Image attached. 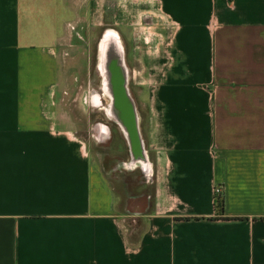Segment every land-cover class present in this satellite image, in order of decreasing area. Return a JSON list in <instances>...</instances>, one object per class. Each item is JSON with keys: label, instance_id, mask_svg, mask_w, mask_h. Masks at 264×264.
<instances>
[{"label": "crops", "instance_id": "crops-1", "mask_svg": "<svg viewBox=\"0 0 264 264\" xmlns=\"http://www.w3.org/2000/svg\"><path fill=\"white\" fill-rule=\"evenodd\" d=\"M107 2L103 32L149 45L138 157L114 123L150 195L79 135L107 134L94 34L110 4L0 0V264H264V0Z\"/></svg>", "mask_w": 264, "mask_h": 264}, {"label": "rangeland", "instance_id": "rangeland-1", "mask_svg": "<svg viewBox=\"0 0 264 264\" xmlns=\"http://www.w3.org/2000/svg\"><path fill=\"white\" fill-rule=\"evenodd\" d=\"M107 1L108 0H106V5L110 4V6H108V8L106 7V11H108V12L105 13V17H104L106 19L105 26H104L105 30L103 28H99V29L90 28L89 36L91 35L90 33L92 30L97 29L96 30L97 32H95L94 35L99 38L103 33L104 34L106 33L103 31H106L107 29L113 27V24H112V2H107ZM143 21H145V20H143ZM124 33H125V35L123 34V31L121 33L124 38L130 36L128 29H124ZM84 34H85V32H84ZM135 37H136V39L133 42L131 39L130 42L125 44L126 48H125L124 53H125V59L126 60L130 59L129 61L127 60V64L130 66V62L132 60V62L135 63L136 68L140 69L141 75L137 76L135 78L132 76H129V73H127L128 69L126 72V78L128 79L127 80V83H128L127 87L129 88V91L131 93L132 98L137 103L140 101L141 95L143 93L142 90L144 89V85H143V82H144L143 69H144V65H145L144 60H145V56L147 54L146 53L147 46H149V45L145 44V42L142 38V34H141V32H139V28L136 29ZM96 46H97L96 43L95 44L92 43L91 45L88 46L89 50H91V56H90L91 72L89 73L90 77H88L87 79H89V81L92 85L93 84L96 85V80H97V77L94 76V70H92L93 68H95V62H96L95 61V57H96L95 47ZM81 56L82 55H80L78 57V60H80L79 58ZM129 56H130V58H129ZM85 77L83 78V80L86 79ZM100 94L104 97V103H103L104 109H102L103 111H102V113H100V118H103V124H106L105 126L107 127V134L103 135V136H98L99 137L98 140L100 143L97 141V139H95L93 137L92 133L91 132L89 133L86 129L79 131V135H80V137L85 139V141L89 147L90 154H91L93 159H96L97 157H101V159H104L105 162H108V160H106L105 158H107V156H109V154L119 153L122 155L121 156L122 159H126L125 161H123V162H125L124 165H126L128 168L137 167L134 169L135 171H133V173L127 172V174L122 175L124 183L129 189V194H138V195L148 194V195H150V189L148 187H145L144 184L142 183L144 180L142 177L143 173H141V172H143V171H141V167H140L139 163L133 162L129 152L124 149V146H125L124 142L126 144V140H125L123 134H120V132L116 130L117 124L114 123L115 119L109 115V110L107 108V104L109 102V99L106 96V94H103L102 92ZM80 102L83 103V101H80ZM66 107H68L69 110L72 111L74 116L82 117V118L84 117L83 114L84 113L86 114V111H87V108L84 105H82L81 109L74 107L72 101H70L69 97H67V96H66ZM84 108H86V109H84ZM140 110L138 109L139 113L141 112ZM95 111H96V109L94 110V112ZM142 115H143V113H142ZM93 116L95 117V113L93 114ZM82 127H84V126H82ZM118 147L122 148L121 152L116 150V149H118ZM118 163L121 164V161H119Z\"/></svg>", "mask_w": 264, "mask_h": 264}, {"label": "flooded vegetation", "instance_id": "flooded-vegetation-1", "mask_svg": "<svg viewBox=\"0 0 264 264\" xmlns=\"http://www.w3.org/2000/svg\"><path fill=\"white\" fill-rule=\"evenodd\" d=\"M107 34V33H106ZM121 47L117 44L115 38L105 36L100 43V56L98 62V72L100 74L99 91L109 99L107 108L109 115L117 121V119L129 118L127 102L120 97L123 90V82L126 78V63L124 59V51L126 46ZM123 49V50H122ZM128 80V79H127ZM128 85V83H127ZM126 85V87H127ZM128 95L131 96L129 88L127 87ZM124 92V91H123ZM132 97V96H131ZM135 153L136 157L139 155V143L135 139Z\"/></svg>", "mask_w": 264, "mask_h": 264}, {"label": "water", "instance_id": "water-1", "mask_svg": "<svg viewBox=\"0 0 264 264\" xmlns=\"http://www.w3.org/2000/svg\"><path fill=\"white\" fill-rule=\"evenodd\" d=\"M124 80H125L123 82L124 88L122 90L120 97L123 99V101L125 100L128 106L131 108H128L129 118H126L125 120L119 118V120L117 119V122L120 123V125L122 126L124 133H126V136L132 145L135 139L138 143L140 141L139 134H138V117L136 114L133 98L128 95V92L126 89L127 79H124ZM133 150L135 149L133 148Z\"/></svg>", "mask_w": 264, "mask_h": 264}, {"label": "trees", "instance_id": "trees-1", "mask_svg": "<svg viewBox=\"0 0 264 264\" xmlns=\"http://www.w3.org/2000/svg\"><path fill=\"white\" fill-rule=\"evenodd\" d=\"M215 206H216L217 212L222 214L223 213V209H224V201H223V198L220 195H218L216 197Z\"/></svg>", "mask_w": 264, "mask_h": 264}, {"label": "built area", "instance_id": "built-area-1", "mask_svg": "<svg viewBox=\"0 0 264 264\" xmlns=\"http://www.w3.org/2000/svg\"><path fill=\"white\" fill-rule=\"evenodd\" d=\"M221 187L220 186H215L214 187V193H215V195H216V197H217V195H220L221 194Z\"/></svg>", "mask_w": 264, "mask_h": 264}, {"label": "bare ground", "instance_id": "bare-ground-1", "mask_svg": "<svg viewBox=\"0 0 264 264\" xmlns=\"http://www.w3.org/2000/svg\"><path fill=\"white\" fill-rule=\"evenodd\" d=\"M105 36H110V37H113V38H115V36L113 35V33H112V32H109V33L105 34Z\"/></svg>", "mask_w": 264, "mask_h": 264}]
</instances>
